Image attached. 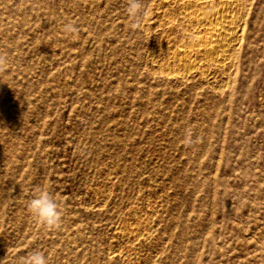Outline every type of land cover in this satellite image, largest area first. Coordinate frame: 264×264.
<instances>
[{"label":"rangeland","instance_id":"1","mask_svg":"<svg viewBox=\"0 0 264 264\" xmlns=\"http://www.w3.org/2000/svg\"><path fill=\"white\" fill-rule=\"evenodd\" d=\"M182 1L0 0V259L264 264V0L221 64Z\"/></svg>","mask_w":264,"mask_h":264},{"label":"bare ground","instance_id":"2","mask_svg":"<svg viewBox=\"0 0 264 264\" xmlns=\"http://www.w3.org/2000/svg\"><path fill=\"white\" fill-rule=\"evenodd\" d=\"M241 2V0L182 1V4H184V16L191 18L192 22L205 28V32L208 35L207 40H210V44L203 45L202 50H204L206 54L210 53L209 57L212 59L211 61L216 64L224 62L232 43L237 39H241L237 38L238 33H240V23L244 22H242L241 18Z\"/></svg>","mask_w":264,"mask_h":264},{"label":"clouds","instance_id":"3","mask_svg":"<svg viewBox=\"0 0 264 264\" xmlns=\"http://www.w3.org/2000/svg\"><path fill=\"white\" fill-rule=\"evenodd\" d=\"M126 4V12L132 21L131 27L138 28L148 15L147 7L142 0H126ZM63 30L69 34L78 31L72 23L65 24ZM8 65V56L0 53V71H4ZM186 140L190 142L189 137H186ZM35 192L36 195L28 202L30 213L42 226L48 228L58 227L62 218L59 204L45 188L38 187ZM0 264H8L7 256L0 259ZM22 264H48V259L42 252L34 250L22 259Z\"/></svg>","mask_w":264,"mask_h":264}]
</instances>
